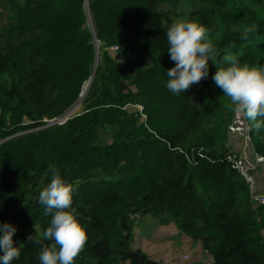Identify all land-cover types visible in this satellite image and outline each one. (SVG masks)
<instances>
[{
  "label": "trees",
  "instance_id": "1",
  "mask_svg": "<svg viewBox=\"0 0 264 264\" xmlns=\"http://www.w3.org/2000/svg\"><path fill=\"white\" fill-rule=\"evenodd\" d=\"M180 2L0 1V223L15 226L22 244L12 264H39L41 245L27 237L39 238L51 219L38 203L50 165L75 188L87 231L74 264H167L134 245L135 216L147 215L200 240L210 264H264V204L227 160L241 122L252 156L264 157V117L237 124L238 109L212 80L223 55L264 65V0H193L191 20L211 29L220 55L207 78L175 95L165 87L174 66L165 9ZM249 25L258 30L242 40ZM96 59L83 111L46 127L76 103ZM129 104L144 107L145 122Z\"/></svg>",
  "mask_w": 264,
  "mask_h": 264
},
{
  "label": "clouds",
  "instance_id": "2",
  "mask_svg": "<svg viewBox=\"0 0 264 264\" xmlns=\"http://www.w3.org/2000/svg\"><path fill=\"white\" fill-rule=\"evenodd\" d=\"M256 25L246 26L240 34L242 40L257 31ZM211 29L195 20L173 22L164 33L167 53L174 66L165 70V87L175 95L184 93L209 75V61L218 64L220 52L210 39ZM216 88L228 100V107L238 109L246 119L257 121L264 117V65L249 66L235 55H223L212 75ZM259 126V124H257ZM49 182L38 193V203L44 206V215L51 216L48 227L28 241L41 245L39 264H74L84 248L88 236L73 207L75 188L69 185L55 166H49ZM15 226L0 223V264L19 260L21 246L13 240ZM42 240L51 241L44 246Z\"/></svg>",
  "mask_w": 264,
  "mask_h": 264
},
{
  "label": "rangeland",
  "instance_id": "3",
  "mask_svg": "<svg viewBox=\"0 0 264 264\" xmlns=\"http://www.w3.org/2000/svg\"><path fill=\"white\" fill-rule=\"evenodd\" d=\"M1 1V0H0ZM197 2L193 0H181L176 5H167L165 10L172 16L173 22L179 20H189L195 15ZM1 9V8H0ZM87 26L93 30V20L87 10ZM98 45V44H97ZM110 54L116 60L120 61L121 54L118 47L113 46L109 49ZM98 59V57H97ZM98 62V61H97ZM96 66V64H95ZM89 80L84 82L82 91L76 103L68 108L64 115L59 119L46 120V127L54 124H64L68 119L81 113L84 109L83 99L89 86ZM88 84L84 89L85 84ZM88 92V91H87ZM129 113L139 115V122L146 121V114L142 105L129 104L125 107ZM239 111V110H238ZM238 124V123H237ZM230 135L231 141L234 142L233 148L236 150L242 143V137L246 131L236 125ZM238 144V145H237ZM134 245L142 249L152 259L167 264H210L212 259L202 248L200 240H194L191 236L184 234L172 222H162L160 218L147 215L144 217L135 216L133 225Z\"/></svg>",
  "mask_w": 264,
  "mask_h": 264
},
{
  "label": "built area",
  "instance_id": "4",
  "mask_svg": "<svg viewBox=\"0 0 264 264\" xmlns=\"http://www.w3.org/2000/svg\"><path fill=\"white\" fill-rule=\"evenodd\" d=\"M242 143L239 148L231 151L227 155V160L244 179L250 189L252 199L264 204V194L258 192V161L251 154V143L249 135L242 137ZM238 145V144H237Z\"/></svg>",
  "mask_w": 264,
  "mask_h": 264
},
{
  "label": "crops",
  "instance_id": "5",
  "mask_svg": "<svg viewBox=\"0 0 264 264\" xmlns=\"http://www.w3.org/2000/svg\"><path fill=\"white\" fill-rule=\"evenodd\" d=\"M237 116L239 118L235 121L236 123L242 118L243 114L240 111H238ZM239 125H237V128L242 127V129H243L242 122H241V124L239 123ZM251 150H252V148H251ZM257 179H258V192L264 194V162H261L259 167H258Z\"/></svg>",
  "mask_w": 264,
  "mask_h": 264
},
{
  "label": "water",
  "instance_id": "6",
  "mask_svg": "<svg viewBox=\"0 0 264 264\" xmlns=\"http://www.w3.org/2000/svg\"><path fill=\"white\" fill-rule=\"evenodd\" d=\"M94 40H95V45H96V48L98 49V45H97V39H96V36L94 37ZM97 59H96V66H97ZM96 66L94 67V71H93V73H92V75H91V77H90V80H89V86H88V88H87V90H86V93H87V91L89 90V88H90V86H91V84H92V81H93V79H94V76H95V73H96ZM8 139V138H7ZM7 139H5V140H7ZM259 163H261V162H264V157H258L257 159H256Z\"/></svg>",
  "mask_w": 264,
  "mask_h": 264
},
{
  "label": "bare ground",
  "instance_id": "7",
  "mask_svg": "<svg viewBox=\"0 0 264 264\" xmlns=\"http://www.w3.org/2000/svg\"><path fill=\"white\" fill-rule=\"evenodd\" d=\"M87 85H88V84L86 83L85 86H84V89H86Z\"/></svg>",
  "mask_w": 264,
  "mask_h": 264
}]
</instances>
